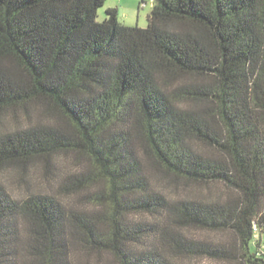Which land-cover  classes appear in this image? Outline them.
<instances>
[{
	"label": "trees",
	"instance_id": "obj_1",
	"mask_svg": "<svg viewBox=\"0 0 264 264\" xmlns=\"http://www.w3.org/2000/svg\"><path fill=\"white\" fill-rule=\"evenodd\" d=\"M105 2L0 0V172L78 202L0 183V264H264V0H155L145 28ZM58 155L82 169L57 181ZM149 168L226 197L170 200Z\"/></svg>",
	"mask_w": 264,
	"mask_h": 264
},
{
	"label": "rangeland",
	"instance_id": "obj_2",
	"mask_svg": "<svg viewBox=\"0 0 264 264\" xmlns=\"http://www.w3.org/2000/svg\"><path fill=\"white\" fill-rule=\"evenodd\" d=\"M139 0H106L105 5L98 11V21H102L105 18V10L108 6L115 7L119 12V21L129 26H136L139 28H145L147 26V16L150 12V5H146L144 8H139ZM30 123L47 122V118L41 117L39 109H33L30 112ZM18 124H26L25 118L22 114H18ZM12 121L10 116L4 119V123L1 125L2 130L10 129ZM12 128V127H11ZM83 163V162H82ZM78 164L72 155H58L54 158V169H52L56 175L57 181L66 178L73 172H78L82 169L83 164ZM150 184L152 188L162 193L166 198L170 200L177 199H198V200H216L219 198H225L227 191L219 184H196L186 183L184 181H176L163 175L160 171L149 168L147 170ZM47 175H49L47 173ZM55 179V178H54ZM56 180L49 182L46 172L43 170L40 164L36 163L26 169L25 172L20 171L17 168H7L0 172V183L3 184L9 193L16 198L23 197L26 192L48 193L56 197L63 198L66 203L77 202L75 196L65 197L57 193L55 185ZM24 182V183H23ZM27 190V191H26ZM144 219V218H143ZM149 220V218H145ZM186 234L202 237L212 238L215 240H225V234H207L196 230L185 231ZM85 260V259H83ZM182 263L186 264H218L209 262L206 260L187 261L182 260ZM89 264H113L107 257L96 260L95 257H91L88 260Z\"/></svg>",
	"mask_w": 264,
	"mask_h": 264
},
{
	"label": "built area",
	"instance_id": "obj_3",
	"mask_svg": "<svg viewBox=\"0 0 264 264\" xmlns=\"http://www.w3.org/2000/svg\"><path fill=\"white\" fill-rule=\"evenodd\" d=\"M116 1H119V0H116ZM155 0H139V2H140V4H139V8L140 9H142V8H144L146 5H150V7H151V5L153 4V2H154Z\"/></svg>",
	"mask_w": 264,
	"mask_h": 264
},
{
	"label": "crops",
	"instance_id": "obj_4",
	"mask_svg": "<svg viewBox=\"0 0 264 264\" xmlns=\"http://www.w3.org/2000/svg\"><path fill=\"white\" fill-rule=\"evenodd\" d=\"M107 8H114V7L108 6Z\"/></svg>",
	"mask_w": 264,
	"mask_h": 264
}]
</instances>
